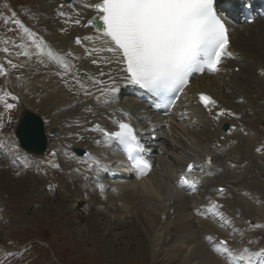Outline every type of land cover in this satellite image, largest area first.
Returning a JSON list of instances; mask_svg holds the SVG:
<instances>
[{
  "label": "bare ground",
  "instance_id": "6f19581e",
  "mask_svg": "<svg viewBox=\"0 0 264 264\" xmlns=\"http://www.w3.org/2000/svg\"><path fill=\"white\" fill-rule=\"evenodd\" d=\"M44 2H47L46 8H49L50 13H55V8L58 11L57 17L64 16L60 17L59 20H53L54 27L48 32V39L52 41L45 43V53H40L29 37H26L21 44L23 59L19 62L22 66L21 69L23 68V71L20 72L22 78L24 76L29 79L31 75L36 78V80L34 79L36 82L32 80L33 82L24 86L28 97L32 102L35 99L43 98L39 104L40 107L51 110L57 106H63L62 108H64L67 103L80 96L79 104L81 106L76 105L74 108H67L65 112L59 110L55 113L54 116L58 118L57 120L66 121L71 120L70 118L73 115H82V107L87 110L88 104L91 101H96L97 97L101 95V91L106 88L113 86L117 88L116 93L109 96L110 102L107 105L115 103L117 99L120 100L121 94L127 91L128 96L131 98L129 100L131 101L130 104L115 111L114 114L106 109L101 110L100 113L108 115V119L99 123L100 128L111 133L119 131V124L128 123L127 120L135 122L136 125L142 124L144 128L135 130V132L143 140L141 144L144 146L145 153H147L153 165L152 171L146 177H138L132 169H124L122 172H118L121 169L120 167L117 170L114 169L122 161V155L117 150L114 140L107 141L103 132L91 127L88 129L82 126L83 123H81L82 125L74 121L66 123L67 126L60 131L61 141H59L54 151L49 150L45 154V158L51 161L50 163L54 168H58L57 173L59 175L69 171V176L62 177V179H65L63 184L66 183L71 186L69 192L72 193H70V196L71 194L79 196L78 200L73 203L72 208L77 210L84 204L88 209L89 216L91 215V225L99 226L103 222L101 218L108 216L107 218L114 219V222H116L114 225L116 229H119V227L127 228V225L134 226L135 224L139 227L144 219V217H139V214L137 215L140 211V203L146 200L147 203L152 201L151 204L158 208L160 219L158 220L159 216L153 213L157 220L155 224L153 214L149 215L147 213L148 215H144L147 218V228H151L145 234L150 235L146 237L144 232H135V237L136 239H145L144 241L154 249H158L160 246L172 249L173 254L170 257L174 264H228L226 255L214 251L213 248V245L221 240H226L235 254L245 248L249 249L250 252L259 253L264 251L261 240L257 241L249 237L250 234L246 231L242 220L243 216L247 219L246 212L249 209L245 208L238 200L239 195H242L244 199L241 201L243 203L247 201V204L251 205L248 201L251 198L252 185L256 186L255 181H259L257 176L264 178V174L259 170L261 168L257 165V162L260 161L259 155L256 156V151L261 146L262 141L256 135L257 132L255 133L252 129L254 126H251L250 122V124L247 123V117L252 119L255 116L256 110L254 111V107L257 105H252V102L261 98L255 93L260 88V81L256 83L255 87L253 85L251 87L250 84L253 83L256 74L260 75L261 71L264 73V19L257 18L252 24H246L242 19L244 5H250L252 0H214V9L228 28L229 45L227 50L229 51L231 48L235 50V56L228 58V67L226 66L227 69H225V80L235 83V87H231L234 85H230V87L227 85L224 89L221 84L215 86V80L218 82L217 74L223 69V64H220L219 71L216 73L205 71L198 75V78H193L190 85L185 88L183 95L175 103L168 117L170 121L173 113L180 109L184 103H188L191 109L188 108L187 111H194V114H197L196 117L200 118L199 121H195L198 124L199 132L197 131L198 136L196 137L199 138V142L195 145L194 151L196 149H210L208 144L213 137L215 138L211 140V143L212 141H219L220 149L213 151L211 148L212 154L207 151L208 153L204 156V162L209 163L206 156L211 154L210 159L214 161V164H212L214 166H203L202 170L200 169V176L196 175L200 178L201 176L208 177V181L202 187L205 190L201 194V200L195 199L197 196L195 197L194 194H189L178 188L181 185H187L179 183L181 175L187 176L191 182L195 180L196 186L197 183H200L199 180L197 181L194 178L195 170L192 173L186 171L189 163L197 165V162L201 161L200 158H196V162L193 159V154L180 149L179 145L185 149V140L177 141L179 145L170 143L167 140L165 135L167 117L152 111L145 101L137 98L140 93L139 89L124 79V74L120 70L122 66L117 63L118 56L106 51L110 45L102 36V32L86 24V20L94 16L100 24V28H102V21L98 18L99 13L94 7H91V5L99 3L100 0H75L70 6L64 5L62 7H59L60 2L58 0H44ZM263 2L264 0H258L254 7L260 9ZM60 11H63V13H60ZM76 21H79V23H76ZM92 24H95L94 20ZM78 37L81 39L80 44L75 42ZM41 38L39 36L38 39ZM49 48L65 56V59L70 63V70L67 73L58 64L48 59L46 51ZM25 52L28 53L27 56L23 54ZM239 56L242 57L243 64L237 59ZM93 60H97L98 63L93 64ZM107 61H111V63ZM39 62L41 63L40 67ZM32 67L34 72L31 74ZM254 67L255 71L253 73ZM101 72L105 75H99ZM73 76L79 80V83H76ZM109 76L112 79H109ZM4 77L5 73H0V80H3ZM112 80H115V85H113ZM211 80L214 82L211 83ZM261 80L264 81V74H262ZM45 84L51 91L50 94L45 95L46 97L42 95V90L41 94L39 90ZM225 90L226 93H224ZM129 91H134L133 97ZM86 93L88 94L86 95ZM201 93L207 94L219 102L214 108L223 107L225 109L224 114L218 118L216 115L213 119L211 116L205 117L199 114L201 112L209 115V110L205 109L199 100V94ZM252 94L255 95L252 96ZM5 96L8 103L13 104L14 100L10 92ZM8 103L5 100H0V104L3 105L1 109L3 110L4 119L11 113V109L6 108ZM261 106L263 105H259L258 108L262 109ZM231 112H238L242 115L229 123L226 118ZM248 112L252 114H248ZM192 116L194 115L192 114ZM0 118L3 119L2 115H0ZM56 118L53 117L52 120ZM91 120L88 121L93 125L95 122ZM178 121L181 122L179 125H186L188 122L185 123L180 118ZM223 122L229 123L228 132L220 130ZM231 125H233L232 128ZM171 127L169 126V128ZM4 133L7 132L4 131ZM154 136L159 137L156 140L153 139ZM76 146L85 148L83 156L77 157L71 152V148ZM168 146L169 149H167ZM168 150L174 152L175 155H167ZM176 154L179 158L176 157ZM93 160L100 162L101 167L99 169H97ZM44 161L46 159L40 161L39 164ZM60 161L66 162L68 168L60 169ZM246 161L249 164L245 166V173L248 172L247 174L244 173V170L238 171ZM99 170L102 171L99 172ZM76 172L78 177L71 176L72 174L75 176ZM90 172H93L95 177L89 176ZM105 174L109 176L116 174L120 176L122 182L118 183L116 188L108 185ZM220 189H223V192ZM78 192H80V195ZM94 206L99 212L94 211ZM128 213L133 217L132 222H130L131 216H128ZM136 218L138 222L135 221ZM103 225L105 227L111 224L104 223ZM153 225H156L155 229L152 228ZM143 226L145 227V225ZM207 236H212L213 241L209 242L206 239ZM184 249H188L185 255L183 254ZM176 258L179 260L177 261ZM236 264H264V256L251 257L250 261L237 259Z\"/></svg>",
  "mask_w": 264,
  "mask_h": 264
},
{
  "label": "rangeland",
  "instance_id": "374dc122",
  "mask_svg": "<svg viewBox=\"0 0 264 264\" xmlns=\"http://www.w3.org/2000/svg\"><path fill=\"white\" fill-rule=\"evenodd\" d=\"M58 1L60 2H58L59 7L64 5L70 6L71 3L75 2V0H73L70 4H66L63 0ZM46 4L47 2H44V0H0V65L3 66V72L5 73L4 79L0 80V96H3L1 101L5 100L7 103L8 101L5 94L10 92L12 98L16 97V99H13L14 107L11 109V113L8 114V117L6 118L7 120L4 119L2 113L3 110L1 109V107L3 108V105L0 104V115H2L6 122L4 124L3 119L0 118V264H174L170 257L173 254L172 249L164 246L154 249L144 241L145 239H136L135 237V232H144L145 234L148 229H151L147 228L148 223L147 218L145 217L146 215H152L154 213L159 216L158 208L151 204L152 201L149 202L150 205L147 203V200V202L142 201L139 207L140 211L137 213V215L139 214V217H144L143 222L141 223H143L142 225H145V227H142L140 223L139 227L135 224L134 226L127 225V228L119 227V229H116L114 225L116 222H114V219L107 218L108 216L101 218L103 221L102 224H99V226H93L90 223L91 215L89 216L86 205H81L77 210L72 208L73 203L75 200H78L79 196H74L73 194L70 196V193H72L69 192L71 191V186L66 183H64L66 184L65 186L63 184L65 179H62V177L66 178L69 176V171L63 172L59 175V173H57L58 168H54L50 163L51 161L45 158V154L49 150L54 151L59 141H61L60 131L67 126L66 123L74 121L79 124L83 123L84 125H81L88 129L90 127L94 129L95 125L108 119V115L100 113L101 110L106 109L114 114L115 111L129 105L131 102L129 101L131 100L128 96L129 94L127 91H124L121 94L120 100L117 99L115 103L107 105V103L110 102L109 96H112V94H110L107 101H105L103 97H101L99 101H91L88 104V109H91V111H87L82 107V115H73L70 118L71 120L66 121L57 120L58 118L54 116L55 113L59 110L65 112L67 108H74L76 105L81 106V104H79L80 96L67 103L64 108L59 105L61 107L57 106L51 110H46V107H40L39 104L43 98L35 99L32 102L28 97L24 86L25 84L27 85L28 83L33 82L32 80H36V78L33 77V75H31L29 79L24 76L22 78L20 72L21 70L23 71V68L21 69L22 66L19 62L23 59L21 44L26 37H29L27 32H25V29L34 33L35 39H38L39 36H41L45 43L52 41L51 39H48V32L54 27L53 20H59L61 16L57 17L58 11L55 8V13H50L49 8H46ZM60 13H63V11H60ZM16 21H19L20 23L17 24ZM30 41L33 42V39L30 38ZM255 44L258 46L257 43ZM5 49L8 51L5 52ZM234 51L233 48L229 50L233 55L231 57L228 56L225 63H223V69L217 74L218 82L215 80V86L221 84L224 89L227 85H229V87L230 85H234L231 87H235V83L227 82L225 80V69H227L229 62L228 58H233L235 56ZM241 58L242 57L240 56L237 57V59L243 64V59ZM9 61H11V63H9ZM12 65H16V67H13ZM40 66L41 63L39 62V67ZM33 69L34 68L32 67L31 74L34 72ZM254 71L255 67L253 68V73ZM262 74H264L263 71H261L260 75L258 74L259 76L256 74V78L254 77L252 81L253 83L251 82L252 84H250L251 87L252 85L255 87L256 83L260 81V88L257 92L255 91V93L261 97V101L254 100L255 102H252V105H257L256 107L253 106L254 111L256 110V117L254 116L255 118L252 117V119H248L247 117V123H251V126H254L252 129L255 133L257 132L256 135L259 140L262 141L261 146L258 147V149L260 148V151L257 150L258 153L256 151V156L259 155L258 157L260 158V161L257 162V165L261 168L259 170L262 174H264V81L261 80ZM212 82L214 81L211 80V83ZM35 84L38 86L37 83ZM46 86L47 85L45 84L39 89L40 94L42 90V95L44 97H46L48 93H51L48 86ZM226 90L224 93H226ZM228 91L230 92V90ZM129 93L132 97L134 96V91H129ZM253 95L255 94H252V96ZM100 96L101 95H99V97ZM218 104L219 102H217V105ZM259 105H263L261 106L262 109L258 108ZM23 107L36 113L44 121L48 147L43 156L31 155L21 149L18 140L15 137L14 128ZM188 108L191 109V107L188 106V103H184L180 109L176 110L179 114L176 111L173 113L171 120H168V124L165 126V135L170 143H176L179 145L177 141L180 142L181 140H185V149H183V146L179 145L180 149L193 154L194 161H196V158H200L201 161H196L198 167L194 172L195 176L197 174L200 176V169L203 166L211 167L210 165L214 164V161H211V163L204 162L205 154L208 153L207 151L212 154L210 150L211 148L213 151H218L220 145H218V140L217 144L213 141L211 143V140L215 138L213 137L210 140L211 144H208L210 149H196L194 151L196 148L195 145L199 142V138L196 137L199 132L197 128L198 124L195 123V121H199L200 118L196 117L197 114H194V111H187ZM212 109L211 112L209 111V115L201 112L199 114L205 117L211 116L213 119L221 109L225 110L223 107H218V109L213 107ZM258 109L261 112H259ZM192 114L194 116H192ZM248 114L252 113L248 112ZM241 115L242 114L238 112H231L226 120L230 123ZM53 117L56 119L52 120ZM179 118L184 120L185 123L188 121V126L187 124L179 125L181 124V122L178 121ZM89 119H92L91 121H94L95 123L91 125L92 123L88 121ZM53 121L56 122L52 123ZM137 126L140 130L144 128L142 124H138ZM169 126L172 127L169 128ZM232 127L233 125H231V128ZM50 128H55L57 130L56 136L48 134ZM146 128L148 129L149 127L147 126ZM161 128H163V126H161ZM4 131L7 133H4ZM13 145H15V147H13ZM167 149H169V146ZM247 154H249V152H247ZM167 155L175 154L171 150H168ZM176 157H178L177 154ZM43 159H46V161L42 162L43 164H39ZM66 165V162L60 161V169H67L68 166ZM246 165H249L248 161H246L238 171L241 172L244 170L245 173ZM61 166H63V168H61ZM87 168L89 167L87 166ZM79 173L81 174V171ZM71 176L78 177L77 172L75 173V176L73 174ZM89 176L95 177V174L90 172ZM105 177L108 184L112 186L115 185V187L117 186L116 181H113V177L109 178L108 174H105ZM257 178L259 181H255L256 186L252 185L250 193L251 198H249L248 201L251 205H248L247 201L244 203L241 201L244 199L242 195H239L238 200L245 208L247 207L249 209L246 212L247 219L245 216L242 217L245 229L250 234L249 237L257 241L261 240L260 242L264 245V178H260L259 176H257ZM196 179H198L200 183H197V192L194 193V196H199L195 199L201 200V194L204 193L205 190L202 187L203 184H206L208 181V177L201 176V178L197 177ZM117 182L119 183V181ZM78 193L80 195V192ZM94 211H98L95 206ZM154 214L153 218L154 223L156 224L157 220L154 217ZM101 216L104 217L103 215ZM128 216L131 215L128 213ZM159 219L160 216L158 220ZM130 220V222L133 221L132 216ZM135 221L138 222L137 218ZM104 223L111 224L112 226L106 225L104 227ZM155 226L156 225H153L152 228L155 229ZM148 235L150 234H145L146 237ZM187 252L188 249H184L183 254L185 255ZM176 260L178 261L179 259L176 258Z\"/></svg>",
  "mask_w": 264,
  "mask_h": 264
},
{
  "label": "snow or ice",
  "instance_id": "6c2138e0",
  "mask_svg": "<svg viewBox=\"0 0 264 264\" xmlns=\"http://www.w3.org/2000/svg\"><path fill=\"white\" fill-rule=\"evenodd\" d=\"M91 7L99 13L102 28L97 30L102 32V36L110 45L106 51L118 56L117 63L122 66L120 70L124 79L154 93L162 100L166 99L167 93H182L194 73L205 70L219 71L222 58L233 55L227 50L228 28L217 15L214 0H100ZM88 23L92 24L93 21L89 20ZM25 32L33 39L36 49L45 53L43 39H35L34 33L28 29H25ZM75 42L80 44L81 39L78 37ZM23 54L28 55L27 52ZM46 55L49 60L64 69L65 73L70 70V63L64 55L50 48L47 49ZM92 63L97 64L98 61L93 60ZM2 72L3 66L0 65V73ZM99 75L103 76L105 73L101 72ZM73 79L76 77L73 76ZM109 79H112L111 76ZM76 83H79L78 79ZM112 83L115 85V80H112ZM116 91L115 86L106 88L101 91L97 100L103 97L107 101L108 96ZM2 99L3 96H0V100ZM199 100L210 112L217 104L215 99L204 93L199 94ZM171 104L172 101L168 100L157 107L169 108ZM13 107L11 103L6 104L7 109ZM224 111L221 109L217 118L223 115ZM95 130L103 132L107 141L114 140L123 145L129 160L141 174L151 168L146 160L136 155L141 145L131 124L120 123L119 131L111 133L101 129L99 124L95 125ZM208 162L211 163L210 158ZM93 163L97 169L101 167L98 160H93ZM197 167L198 165L189 163L186 171L192 173ZM179 183L188 184L191 181L182 175ZM220 191L223 192V189ZM206 239L213 241L212 236H207ZM213 248L214 251L226 255L228 264H236L237 259L250 261L251 257L264 256V251L250 252L247 248L235 254L226 240L214 244Z\"/></svg>",
  "mask_w": 264,
  "mask_h": 264
},
{
  "label": "water",
  "instance_id": "95a60500",
  "mask_svg": "<svg viewBox=\"0 0 264 264\" xmlns=\"http://www.w3.org/2000/svg\"><path fill=\"white\" fill-rule=\"evenodd\" d=\"M69 3L71 0H64ZM89 20H94L95 25L89 24ZM87 25L93 26L95 29L100 28V25L92 16L86 21ZM229 128L228 123H224L223 130ZM50 134H55V129L50 130ZM15 135L18 138L19 145L22 149L30 154L42 155L47 147V140L45 137L43 120L36 114L23 109L21 111L18 124L15 128ZM76 154L82 155L84 150L81 148H73Z\"/></svg>",
  "mask_w": 264,
  "mask_h": 264
}]
</instances>
